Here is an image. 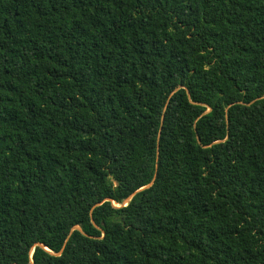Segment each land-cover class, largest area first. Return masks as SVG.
<instances>
[{
	"label": "trees",
	"instance_id": "obj_1",
	"mask_svg": "<svg viewBox=\"0 0 264 264\" xmlns=\"http://www.w3.org/2000/svg\"><path fill=\"white\" fill-rule=\"evenodd\" d=\"M0 264H264V0H0Z\"/></svg>",
	"mask_w": 264,
	"mask_h": 264
}]
</instances>
